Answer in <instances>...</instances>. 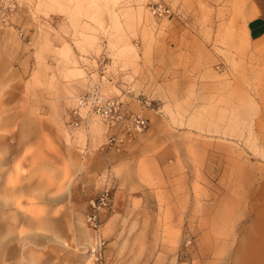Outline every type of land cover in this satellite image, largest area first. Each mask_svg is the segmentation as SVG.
I'll return each mask as SVG.
<instances>
[{
    "label": "rangeland",
    "instance_id": "obj_1",
    "mask_svg": "<svg viewBox=\"0 0 264 264\" xmlns=\"http://www.w3.org/2000/svg\"><path fill=\"white\" fill-rule=\"evenodd\" d=\"M156 2L173 14L151 16ZM19 6L0 26V264H93L84 217L104 188V264L264 263L254 0ZM96 86L148 120L120 149L95 116L66 124Z\"/></svg>",
    "mask_w": 264,
    "mask_h": 264
},
{
    "label": "built area",
    "instance_id": "obj_2",
    "mask_svg": "<svg viewBox=\"0 0 264 264\" xmlns=\"http://www.w3.org/2000/svg\"><path fill=\"white\" fill-rule=\"evenodd\" d=\"M14 1L0 0V22L6 23L8 21L15 10ZM148 9L156 18L169 17L172 14L170 7L164 2L152 3ZM78 105H89L90 109L101 117L109 132L108 146H118L127 141L135 132H143L147 128V119L140 114L129 111L120 99L109 98L107 101H103L98 94L86 92L78 97ZM79 106H74L70 109L67 120L69 126L76 127L78 120L82 118ZM108 202L109 191L107 188L102 189L88 201L85 222L95 239L94 248H92L93 264H104V239L100 231V213L108 205Z\"/></svg>",
    "mask_w": 264,
    "mask_h": 264
},
{
    "label": "bare ground",
    "instance_id": "obj_3",
    "mask_svg": "<svg viewBox=\"0 0 264 264\" xmlns=\"http://www.w3.org/2000/svg\"><path fill=\"white\" fill-rule=\"evenodd\" d=\"M15 2V10L12 12V14L10 15V17H9V19H8V21L6 22V23H2V22H0V26H8L9 24H10V22H11V19L13 20V17H14V15L16 14L17 15V13H18V11H19V8H20V6H19V4H20V0H15L14 1ZM165 3V2H164ZM165 4H167V3H165ZM168 5V4H167ZM169 6V5H168ZM149 7V6H148ZM170 7V6H169ZM170 9H171V12H172V14H173V10H172V8L170 7ZM148 11H149V13L151 14V16H153L154 18H156L154 15H152V13L150 12V10L148 9ZM17 17V16H16ZM16 17H14V18H16ZM161 18H168V17H166V16H163V17H161ZM161 18H157V19H161ZM8 27H11V25H9ZM96 88L98 89H95V90H92V91H88V92H92V93H96V94H98V96H99V98L101 99V100H103V101H107L109 98L107 97V98H104L103 97V95L102 94H100L99 93V90H100V87L99 86H96ZM81 94H79L78 96H76L75 97V103H74V106H79L78 105V97L80 96ZM81 109H80V112H81V116H82V118L81 119H79L78 120V124L76 125V127H74V126H69L68 124H67V120H66V124H67V126H68V128L69 129H72V130H74V129H76V128H78L79 126H80V123L81 122H83V120L85 119V117H86V115H88V114H90V117H89V120L90 119H94V120H97V119H99V121L102 123V125H104L105 126V124L103 123V121H102V119H101V117L98 115V114H96V113H94L91 109H90V107H89V105H84V106H79ZM130 111V110H129ZM132 112V111H131ZM134 113V112H133ZM142 113V112H141ZM136 114H139V113H136ZM67 115H69V113H67ZM141 115V114H140ZM93 116H95L96 118H92ZM69 118V117H68ZM144 118H146V117H144ZM147 126H148V120H147ZM105 129L107 130V128H106V126H105ZM147 129V128H146ZM145 129V130H146ZM144 130V131H145ZM143 131V132H144ZM143 132H135L130 138H128V139H132L135 135H137V134H141V133H143ZM127 139V140H128ZM125 142V141H124ZM123 142V143H124ZM106 145H108V138H107V141H106ZM113 147H115V146H113ZM88 226V225H87ZM100 230H101V227H100ZM94 241H95V239H94ZM94 241H93V245H92V247L91 248H94ZM92 260H93V257H92ZM259 264H264V263H261V261L259 262Z\"/></svg>",
    "mask_w": 264,
    "mask_h": 264
},
{
    "label": "crops",
    "instance_id": "obj_4",
    "mask_svg": "<svg viewBox=\"0 0 264 264\" xmlns=\"http://www.w3.org/2000/svg\"><path fill=\"white\" fill-rule=\"evenodd\" d=\"M254 4H255V7L257 9V15L254 16L253 20H251L249 22L250 23L249 25L251 27V32L253 33V35L258 36L264 32V0H254ZM81 124H82V122L80 123V125ZM106 132H107V136H106V141H107L109 132H108V130H106ZM141 134H137L132 139H128L124 143H122L118 146H115L113 148L120 149V148L126 146L127 144H129L134 138H136L138 135H141ZM84 219H85V217H84ZM91 233H92V231H91ZM93 239H94V237H93Z\"/></svg>",
    "mask_w": 264,
    "mask_h": 264
}]
</instances>
